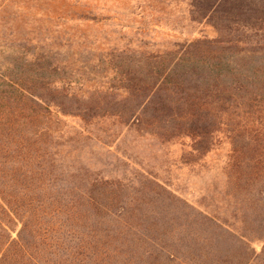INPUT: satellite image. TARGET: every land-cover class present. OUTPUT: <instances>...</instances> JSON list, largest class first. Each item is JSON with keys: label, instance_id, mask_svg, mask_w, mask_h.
Here are the masks:
<instances>
[{"label": "rangeland", "instance_id": "rangeland-1", "mask_svg": "<svg viewBox=\"0 0 264 264\" xmlns=\"http://www.w3.org/2000/svg\"><path fill=\"white\" fill-rule=\"evenodd\" d=\"M209 5L0 0V264H264V6Z\"/></svg>", "mask_w": 264, "mask_h": 264}, {"label": "trees", "instance_id": "trees-1", "mask_svg": "<svg viewBox=\"0 0 264 264\" xmlns=\"http://www.w3.org/2000/svg\"><path fill=\"white\" fill-rule=\"evenodd\" d=\"M209 2V8L208 12H213V15L216 16L219 11L220 13L223 12V17L226 19V21L232 19L236 15H249L250 18L254 16L253 13H250L249 10H245V8L249 7L251 9H255L257 6H264V0H207ZM256 12V11H253ZM236 22L238 25H240L238 20H233V24ZM251 27H250V26ZM249 25H245L244 27H249L251 28L252 31H259L260 29L256 27L257 23H249ZM254 26V27H253ZM219 49V48H217ZM217 49H210L207 50L203 53V56L197 57L196 61H194L192 67L203 69V70H209V71H216V72H223L224 69L231 68L233 75L239 74L242 69L244 68L243 66V60L245 59H232V58H223V54L218 51ZM255 54V53H254ZM251 53H248V55H244L243 57L245 58H250ZM177 67H175L174 70H176ZM170 75V74H169ZM235 89H239V87H235ZM233 88V90H235ZM18 90L23 96L28 95L29 91L22 85H18ZM31 98L27 97V100L29 101ZM205 105H191V108L188 109L187 115L182 117V119H185L186 121H189V123H194L196 124V111L199 110L200 108L202 109ZM233 106H239V105H233ZM50 105L47 107H44V105H21L19 109V114L21 115V122L19 123V128L20 129V136L21 139H19V143L21 144L20 147L25 149V155L27 156L29 152V148L31 150L32 146L30 141L27 138L31 133L27 134L25 131V127L28 131L34 133L31 128L28 126L34 125L36 122V119L38 120L39 118H42V122H44V119L46 120L47 118V112L50 111ZM228 108H231L228 106ZM1 126V125H0ZM47 125H45L44 130H46ZM235 152H238V149L235 147ZM32 158V153L28 154L27 157H24V160L30 161ZM28 161H25L28 165ZM26 166V164L24 163ZM18 178L16 175H12L11 181H16ZM12 190V189H11ZM10 190V191H11ZM8 199H6L7 201ZM8 203V202H7Z\"/></svg>", "mask_w": 264, "mask_h": 264}]
</instances>
